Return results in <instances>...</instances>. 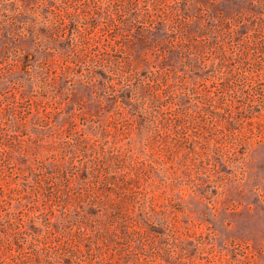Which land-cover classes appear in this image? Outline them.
<instances>
[{
    "label": "rangeland",
    "instance_id": "374dc122",
    "mask_svg": "<svg viewBox=\"0 0 264 264\" xmlns=\"http://www.w3.org/2000/svg\"><path fill=\"white\" fill-rule=\"evenodd\" d=\"M0 264H264V0H0Z\"/></svg>",
    "mask_w": 264,
    "mask_h": 264
},
{
    "label": "trees",
    "instance_id": "16d2710c",
    "mask_svg": "<svg viewBox=\"0 0 264 264\" xmlns=\"http://www.w3.org/2000/svg\"><path fill=\"white\" fill-rule=\"evenodd\" d=\"M214 76H216V75H214ZM153 127L158 128L157 126H153ZM48 175H51V174L48 173ZM90 185H91V183L88 186H90ZM107 186L111 187L113 185L107 184ZM119 191L121 192L122 190H119ZM82 202L85 203L87 207H89V209L91 210V212H89V214L93 217H97V218L102 217L103 213L108 212L110 209L112 211V214H110L109 216L106 217L107 221H108L107 224H109V225H111V223L116 224L115 220H117L119 218V216L121 215L120 214L121 207L119 205L111 207L109 204H106V201L99 200V199H92L88 196V194H86V198H84V200ZM93 212H95V213H93Z\"/></svg>",
    "mask_w": 264,
    "mask_h": 264
}]
</instances>
